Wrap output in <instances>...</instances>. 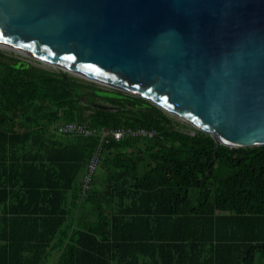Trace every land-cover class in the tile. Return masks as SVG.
<instances>
[{
	"label": "trees",
	"instance_id": "1",
	"mask_svg": "<svg viewBox=\"0 0 264 264\" xmlns=\"http://www.w3.org/2000/svg\"><path fill=\"white\" fill-rule=\"evenodd\" d=\"M20 62L0 52V264H255L264 255V146L216 150L210 134L175 128L148 100ZM68 122L159 136L111 140L84 196L100 138L58 134Z\"/></svg>",
	"mask_w": 264,
	"mask_h": 264
},
{
	"label": "water",
	"instance_id": "2",
	"mask_svg": "<svg viewBox=\"0 0 264 264\" xmlns=\"http://www.w3.org/2000/svg\"><path fill=\"white\" fill-rule=\"evenodd\" d=\"M0 50L264 146V0H0Z\"/></svg>",
	"mask_w": 264,
	"mask_h": 264
},
{
	"label": "built area",
	"instance_id": "3",
	"mask_svg": "<svg viewBox=\"0 0 264 264\" xmlns=\"http://www.w3.org/2000/svg\"><path fill=\"white\" fill-rule=\"evenodd\" d=\"M59 134L78 135V136H98L100 138L99 145L91 153L82 178L81 193L86 196L90 189L92 182L95 179L98 168L101 164L106 146L110 144L111 140L121 141L126 137L131 138H146L154 139L159 136V133L154 129L144 127H120L116 129L108 128H92L79 122H68L60 124L57 127Z\"/></svg>",
	"mask_w": 264,
	"mask_h": 264
},
{
	"label": "rangeland",
	"instance_id": "4",
	"mask_svg": "<svg viewBox=\"0 0 264 264\" xmlns=\"http://www.w3.org/2000/svg\"><path fill=\"white\" fill-rule=\"evenodd\" d=\"M0 52L5 54L6 56L14 57L16 59L21 60L22 62L19 63L20 66L26 65V62H27V63H29L32 66H36V67L43 68V69L45 68L46 70L56 71L57 72V70L55 68L43 65L41 62H38V61H36V60H34L32 58H29V57H26V56H22V55H19V54H16V53H12V52H9V51H4V50H0ZM24 61H26V62H24ZM75 78H77L79 80L87 81V80H84V79H81V78H78V77H75ZM87 82H89V81H87ZM95 85L97 87L101 88V89L111 90L110 88H108L106 86H101L99 84H95ZM88 101L90 103H93L94 105H104V106H107V107L109 106L108 104H102V102H101V100L99 98L89 97ZM96 102H98V103H96ZM170 117L173 118V121H174L173 125H174L175 128H177L179 130H182V131H186V132H188L190 134H194L195 135V133H196L195 129L191 125H189V124H187V123H185V122H183V121H181V120H179V119H177L175 117H172V116H170ZM63 139H67V137H64ZM50 262H51V260H50ZM48 264H50V263H48ZM255 264H264V255H257Z\"/></svg>",
	"mask_w": 264,
	"mask_h": 264
},
{
	"label": "crops",
	"instance_id": "5",
	"mask_svg": "<svg viewBox=\"0 0 264 264\" xmlns=\"http://www.w3.org/2000/svg\"><path fill=\"white\" fill-rule=\"evenodd\" d=\"M102 187H103V189H104V187H105V190L106 191H108V189H107V183H105L104 182V184H102ZM78 213V212H77ZM84 219H88V220H91L92 219V215H91V213L90 212H88V210L87 211H84ZM95 219V218H94ZM93 219V220H94Z\"/></svg>",
	"mask_w": 264,
	"mask_h": 264
},
{
	"label": "bare ground",
	"instance_id": "6",
	"mask_svg": "<svg viewBox=\"0 0 264 264\" xmlns=\"http://www.w3.org/2000/svg\"><path fill=\"white\" fill-rule=\"evenodd\" d=\"M201 197V196H200ZM205 201V200H204ZM135 203V202H134ZM134 203H132V204H134ZM136 204V203H135ZM237 205V204H236ZM219 206V205H218ZM236 208V207H235ZM85 209V208H84ZM122 212V211H121ZM192 214V213H191ZM194 218V217H193ZM184 219V218H183ZM197 220V219H196ZM223 220V219H222ZM181 221V220H180ZM228 221V220H227ZM218 223H219V221H218ZM240 223V222H239ZM221 224V223H220ZM234 224V223H233ZM219 226V225H218ZM226 227V226H225ZM231 233H232V231H231ZM114 242V241H113ZM240 244V243H239ZM231 245V244H230ZM216 249V248H215ZM240 250V249H239ZM231 252V251H230ZM239 252V251H238ZM176 253V252H175ZM229 258V257H228Z\"/></svg>",
	"mask_w": 264,
	"mask_h": 264
},
{
	"label": "snow or ice",
	"instance_id": "7",
	"mask_svg": "<svg viewBox=\"0 0 264 264\" xmlns=\"http://www.w3.org/2000/svg\"><path fill=\"white\" fill-rule=\"evenodd\" d=\"M69 59H73L72 57H68Z\"/></svg>",
	"mask_w": 264,
	"mask_h": 264
}]
</instances>
